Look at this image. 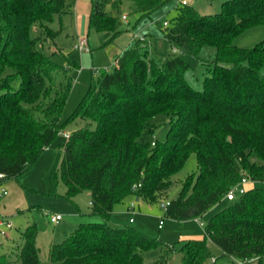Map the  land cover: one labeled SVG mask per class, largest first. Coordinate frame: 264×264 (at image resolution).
<instances>
[{"label": "trees", "instance_id": "16d2710c", "mask_svg": "<svg viewBox=\"0 0 264 264\" xmlns=\"http://www.w3.org/2000/svg\"><path fill=\"white\" fill-rule=\"evenodd\" d=\"M166 1L133 4L150 16ZM122 2L91 0L90 23L117 36ZM69 11L67 0H0V173L5 180L33 165L61 130L70 77L63 87L67 68L38 47L30 30L40 23L55 39L61 30L48 23ZM260 24L264 0H225L220 12L206 15L184 4L163 29L178 51L162 57L145 37L134 38L114 68L93 81L70 117L85 123L61 144L58 170L68 196L89 189L90 214L102 220L82 222L53 242L47 262L39 255L37 226L30 224L22 232L20 264H145L143 251L156 241L130 226L113 225L114 205L131 193L151 202L166 197L171 176L193 152L199 171L169 199L168 218L201 217L244 175H264V41L252 48L233 42ZM187 55L198 59V68ZM161 118L168 120V129L163 139L154 140ZM226 199L202 238L182 241V264H214L209 240L232 259L264 264V186ZM12 262L0 254V264Z\"/></svg>", "mask_w": 264, "mask_h": 264}, {"label": "rangeland", "instance_id": "374dc122", "mask_svg": "<svg viewBox=\"0 0 264 264\" xmlns=\"http://www.w3.org/2000/svg\"><path fill=\"white\" fill-rule=\"evenodd\" d=\"M67 1L70 3V11L61 16L57 15L48 23L49 27L61 30L55 39L48 36L40 23L34 24L30 30V35L38 47L51 54L55 62L67 68V75L61 82L62 86L66 87L70 77V94L61 116V130L54 141L18 178L6 179L3 183L8 192H0V211L8 214L6 219L12 222V227L5 228L4 233L0 232V253H5L13 260L12 264H20L16 256V237L19 238L20 231L29 224L37 226L36 243L40 247L39 255L42 261L47 262L52 242L61 241L65 232L73 231L82 218L89 220L91 216H95L88 214L91 208V191L85 189L70 198L58 170L63 158L61 144L67 139L65 134L85 123L81 118L72 120L70 117L93 81L97 80L102 71L114 68L117 55L136 37H145L152 50L159 56L166 57L176 52L165 37L163 29L164 22L171 24L178 15L179 8L184 6L182 0H167L150 16H142L136 11L133 0H123L122 14L127 15V20H123L121 16L122 32L117 36L112 31L97 30L90 23L91 0ZM186 1L188 6L197 9L201 15H206L220 12L225 0ZM83 36L88 38L89 50L74 47L78 37ZM260 41H264V24L246 29L237 35L233 42L241 47L252 48ZM187 60L194 68L199 67L196 57L187 55ZM74 61H77L78 66L73 65ZM167 129L166 118L157 120L152 139H163ZM198 171V154L193 152L171 176L172 185L165 192L166 197L158 202H151L143 196L138 198L137 194L131 193L114 205L110 221L113 225L130 226L156 241V245L143 251L145 264H182V254L179 250L182 241L203 237L211 216L229 203V200L224 198L198 218L178 220L166 217L164 203L176 197L186 178L196 175ZM252 180L254 186H264V175ZM131 202H135L134 207H131ZM51 214H61L62 218L53 222L50 219ZM209 243L215 257L214 264H237V260L224 255L218 245L211 240ZM251 264L259 263L255 261Z\"/></svg>", "mask_w": 264, "mask_h": 264}, {"label": "built area", "instance_id": "2783aa9c", "mask_svg": "<svg viewBox=\"0 0 264 264\" xmlns=\"http://www.w3.org/2000/svg\"><path fill=\"white\" fill-rule=\"evenodd\" d=\"M182 4H187L186 0H182L181 1ZM122 19L123 20H127V15L126 14H122ZM169 23L167 21L164 22V25H168ZM88 38L86 36L83 37H78V41L75 43L74 47L77 49H81V50H89V45H88ZM175 51H178L177 48L174 49ZM66 137H69V133L65 134ZM153 143H155L153 141ZM5 180V175L3 173H0V187H1V191L4 194H7V189H5L4 186H2V182ZM253 183L252 178H249L248 176L244 175L241 180L236 183L231 189H229V191L226 193V198L228 199H234L236 196L241 195L243 193H245L251 186V184ZM141 186V183L135 184L134 185V189H138ZM139 198V196H138ZM169 203V200L166 201L164 203L165 207L167 206V204ZM135 206V202H131V207ZM62 218L61 214H51L50 215V219L53 222H58L60 219ZM132 220V218H131ZM201 224H204L203 221H201ZM12 227V222L6 218H4L3 216H0V232L4 233L5 232V228H10ZM212 261H215V257L212 258ZM253 261V259H246V260H237V264H251Z\"/></svg>", "mask_w": 264, "mask_h": 264}, {"label": "crops", "instance_id": "0c3cea01", "mask_svg": "<svg viewBox=\"0 0 264 264\" xmlns=\"http://www.w3.org/2000/svg\"><path fill=\"white\" fill-rule=\"evenodd\" d=\"M70 133H71V132H70ZM70 133H69V134H70ZM4 181H5V180H4ZM4 181L2 182V186H4V184H3V183H5ZM251 186H254V185L251 184ZM0 192H1V194H4V193L1 191V188H0ZM3 203H5V201H4ZM90 204H91V199H90ZM90 211H91V208H90ZM90 211L88 212V214H90ZM0 216H3V217L6 218V216H8V214H7V213H4V212H2V211H0ZM100 218H101V216H99V215L91 216L89 220L82 218L80 223H82V222H88V221H99ZM92 219H97V220H92ZM101 219H102V218H101ZM200 223H201V221H200ZM29 225H30V224H29ZM29 225H28V226H29ZM28 226H27V227H28ZM27 227H26V228H27ZM26 228H25V229H26ZM25 229H24V230H25ZM24 230H21V231H20V235H19L20 237H19V238L16 237V239H17V241H18L17 248H16V256H17V252L19 251V248H20V246H21V244H22V242H23L22 232H23ZM66 233H68V232H65V235H66ZM204 235H205V233H204ZM64 237H65V236H64ZM64 237H63V238H64ZM63 238H62V239H63ZM201 238H202V237H201ZM14 240H15V239H14ZM52 243H53V242H52ZM52 243H51V244H52ZM51 244H50V245H51ZM39 248H40V247H39ZM2 253H3V252H2ZM0 254H1V253H0Z\"/></svg>", "mask_w": 264, "mask_h": 264}]
</instances>
